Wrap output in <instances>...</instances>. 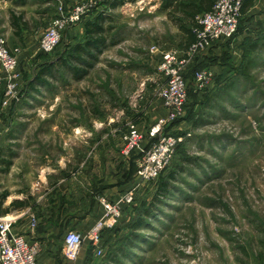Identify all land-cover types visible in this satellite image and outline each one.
<instances>
[{
	"label": "rangeland",
	"instance_id": "rangeland-1",
	"mask_svg": "<svg viewBox=\"0 0 264 264\" xmlns=\"http://www.w3.org/2000/svg\"><path fill=\"white\" fill-rule=\"evenodd\" d=\"M163 2L132 0L110 9L106 0H0V32L18 60L32 39L40 42L56 19H70L77 12L80 20L63 29L51 59L79 41L86 17L92 19L103 10L113 16L108 21L117 38L114 44L108 39L97 61L89 57L93 67L90 61H75L80 74L69 69L57 72L49 78L50 86L34 92L27 91L26 83L40 61L30 65L19 100L9 108L0 102V128L6 124L9 128L0 148V195L25 191L34 197L31 201L41 197L38 205L50 208L47 198L57 194L53 187L58 176L78 175L84 182L94 174L132 171L136 157L121 154L126 123L135 122L148 133L150 107L160 100L158 92L165 83L159 70L163 52L187 49L182 33L166 14L171 9L163 8ZM12 13L24 16L18 27L12 23ZM263 36L257 48H248L250 41L234 56L232 49L221 53L224 75H214V85L206 91L196 89L194 73L199 65L193 62L187 68L184 118L191 124L168 129L181 138L174 158L126 209L114 240L108 243L104 237L105 251L95 260L102 263L118 248L130 223L147 219L145 228L136 231L141 242L133 243L135 250L128 251L121 264H262ZM42 173L47 181L41 183ZM172 175V183L165 186Z\"/></svg>",
	"mask_w": 264,
	"mask_h": 264
},
{
	"label": "built area",
	"instance_id": "built-area-1",
	"mask_svg": "<svg viewBox=\"0 0 264 264\" xmlns=\"http://www.w3.org/2000/svg\"><path fill=\"white\" fill-rule=\"evenodd\" d=\"M247 0H218L213 9L197 16L196 40L185 50L163 52L159 70L165 78L158 96L166 110V115L150 125L148 133L141 132L135 122H127L121 136V154L131 158L137 154L136 172L145 182H153L169 166L177 152L181 138L167 132L172 124L184 116L188 101L186 71L197 56L212 48L222 39L233 38L240 25L242 9ZM64 11V8L61 7ZM64 14V13H61ZM80 20V13L70 19L63 16L56 19L43 34L39 42V51L52 54L60 45L63 29ZM19 60L8 46L4 34L0 32V98L3 108H9L13 101L19 100L21 74L18 71ZM196 89L206 91L214 85L215 76L211 69H199L194 74ZM146 137L150 139L144 145ZM140 183L122 194L118 200L111 201L101 197L106 206L105 215L96 225L83 235L76 229H69L65 236L66 257L75 262L88 239L97 255L104 253L103 233L109 226H115L123 215V205H132L136 201ZM39 219L32 217V228H37ZM13 221L0 217V264H36L43 249L42 241H28L23 234L12 231Z\"/></svg>",
	"mask_w": 264,
	"mask_h": 264
},
{
	"label": "crops",
	"instance_id": "crops-1",
	"mask_svg": "<svg viewBox=\"0 0 264 264\" xmlns=\"http://www.w3.org/2000/svg\"><path fill=\"white\" fill-rule=\"evenodd\" d=\"M254 2V4H252ZM250 3V4H249ZM252 4V5H251ZM91 19V18H90ZM89 18H85L80 24L81 40L85 36V25ZM73 38H77L74 31ZM264 35V0L248 1L242 12L240 30L232 39H222L208 50L202 52L198 59L197 64L201 66H208L216 77L224 75L222 63L220 62L221 53H225L227 49H232V55L241 52V49L247 46L250 41L262 43V36ZM28 37V34L26 35ZM264 37V36H263ZM73 41V40H71ZM74 42V41H73ZM28 43V41H27ZM27 49L19 55V69L21 74L20 85L24 79V73L30 69L38 61L39 41L37 44L35 40L31 41ZM53 57V54L51 55ZM41 60V59H39ZM41 62V61H40ZM224 68V69H225ZM1 102V100H0ZM5 112V111H3ZM166 110L161 100L154 101L149 110V122L152 124L158 118L165 116ZM188 121H190L188 119ZM187 119H183L172 125L170 128H185L191 124ZM7 125L0 128V148L6 144L9 128ZM147 129H145V132ZM147 140L150 141L148 138ZM147 140L144 145L148 144ZM47 175L41 174L40 181H47ZM79 177V178H78ZM83 177H86L83 175ZM90 179L84 180L78 175H70L68 179H63L58 176L54 181L57 183L53 187L56 189V195H52L49 205L40 206L39 200L31 201L34 197L20 191L12 193L6 191L0 195V211L10 209L9 212L0 214V217L7 218L13 221L12 231L16 234H23L27 237L28 241L40 240L43 244V249L37 258L36 264H87L89 256L95 260L97 255L90 240H86L80 252L78 259L75 262H70L66 257V249L64 236L69 229H76L83 235L96 225L106 213V206L102 203L101 197H106L111 201H116L119 197L129 191L135 184L140 183L139 191L136 195V201L141 198L142 191L149 182L142 181L136 172V166L132 171L129 170L120 175L115 174H94L88 176ZM81 179V180H80ZM79 180V183L77 182ZM89 181V182H87ZM68 184L65 185L64 183ZM62 184L65 187H62ZM6 189V188H5ZM28 192V191H27ZM24 203L23 207H13L14 203ZM130 205H123V215ZM37 216L39 224L37 228H32V217ZM119 223L115 226H109L105 229L104 235L106 242L114 240L115 233L117 232ZM61 233L60 236H58ZM111 240V241H110ZM105 251V250H104ZM94 262H91L95 264Z\"/></svg>",
	"mask_w": 264,
	"mask_h": 264
},
{
	"label": "trees",
	"instance_id": "trees-1",
	"mask_svg": "<svg viewBox=\"0 0 264 264\" xmlns=\"http://www.w3.org/2000/svg\"><path fill=\"white\" fill-rule=\"evenodd\" d=\"M129 1L132 0H106L110 9H115L116 7L121 6ZM217 1L218 0H164L162 7L166 8L167 10L171 9L166 14L169 17V19H171L173 23H175V25L178 27L180 33H182L183 36H181V38L187 48L190 46V44H192L196 40V33L194 29L199 26L197 21V16L205 12L211 11ZM248 1L251 0H247L245 2L242 12ZM106 11L107 10H103V12L102 11L99 12L94 18L88 20L85 25L86 26L85 36H84L85 38L76 42L70 49L69 46H67L64 49V54H60L61 56L59 58L53 60L51 59L52 54H46L40 52V55L38 56V61L41 60L42 61L40 62V65L38 64L36 66L37 69L35 70H37V72H34L32 79L30 80L28 79L26 83L27 91L30 89L31 92H34L39 89V86L42 87L50 86L52 83L50 82L49 78L54 77L57 72L63 73V71L65 72L66 70L69 69L70 71L74 72L75 75L80 74L81 70L77 67L75 61L84 64L90 61L88 65L93 67L95 62L94 63L91 62V58L94 59L95 57L97 61L98 55L101 54L104 51V49L107 47L108 39L111 37L112 39V41H110V43L112 42L111 44H114V42L117 39L115 36L116 34L113 32L115 30V27L112 26L111 22L108 21V19H111V17L113 16ZM22 17L24 16L12 13L13 25L18 27V21ZM239 30H240V25L238 31ZM250 43L251 44L248 45V48L251 47L257 48V46L259 45V42L253 43L252 41ZM46 57L47 60H44ZM197 59L198 57L194 61V64L196 65H198L196 62ZM61 60L64 62H62ZM203 68H209V67L199 65L196 71ZM183 118L184 116L178 118L172 125L178 123L179 120L180 119L182 120ZM132 157H136L137 159V154H134ZM171 177H172L170 178L171 180L166 182L165 186H167L168 183H172L174 175H172ZM23 206H25V204L21 202H17L13 204V207H23ZM9 210L10 209L2 210L0 211V214L4 212H9ZM145 222H147V219L145 221L139 220L138 223L134 225L130 223L128 226L129 232L121 240L118 248H116L113 252L110 251V253L107 255V258H103L102 263H100L101 261L99 262L98 260H96L95 263L94 260L91 258V256H89L87 264H93L91 262H94L95 264H121L123 257L128 258L127 257L128 254L129 253L132 254V252L135 250L136 246L133 243L138 241L141 242V240L139 239L140 235L136 231L145 228L146 226ZM104 237L105 235L103 233V242H104ZM259 258H261V262L262 264H264V251L261 252Z\"/></svg>",
	"mask_w": 264,
	"mask_h": 264
}]
</instances>
